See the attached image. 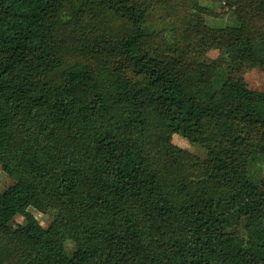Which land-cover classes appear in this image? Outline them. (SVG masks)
<instances>
[{
    "label": "trees",
    "instance_id": "16d2710c",
    "mask_svg": "<svg viewBox=\"0 0 264 264\" xmlns=\"http://www.w3.org/2000/svg\"><path fill=\"white\" fill-rule=\"evenodd\" d=\"M99 1L132 29L65 39L68 0H0V264H264V91L232 75L264 70V32L195 68L142 46L139 0ZM181 122L214 130L204 158L154 150Z\"/></svg>",
    "mask_w": 264,
    "mask_h": 264
},
{
    "label": "rangeland",
    "instance_id": "374dc122",
    "mask_svg": "<svg viewBox=\"0 0 264 264\" xmlns=\"http://www.w3.org/2000/svg\"><path fill=\"white\" fill-rule=\"evenodd\" d=\"M65 18V39L75 36L73 29L78 24L88 32H101L108 37H117L132 29L131 23L105 8L99 0H68ZM144 8V33L142 46L151 55L159 58L170 56L172 52L200 66L203 59L213 60L222 69L230 61L229 50L218 43L222 37H228L244 26L245 32L256 36L264 32V16L254 11L256 0H139ZM255 44L264 49V40L256 39ZM53 74V73H52ZM51 73L42 75L49 77ZM232 75L242 78L249 88L264 91V70L252 68L233 71ZM51 81V80H50ZM49 81V82H50ZM170 137L167 143L158 142L154 150L163 155L174 149L184 150L189 154L204 158L207 150L202 145L205 137H212L214 130L196 129L188 122L169 127ZM254 167L264 183V158L259 159ZM13 182L0 166V192ZM28 210L38 222L47 228L51 226L55 211H43L36 206ZM14 227L25 224L23 216L16 214L11 223ZM159 241L164 239L158 238ZM74 244L67 240L64 252L70 256Z\"/></svg>",
    "mask_w": 264,
    "mask_h": 264
}]
</instances>
